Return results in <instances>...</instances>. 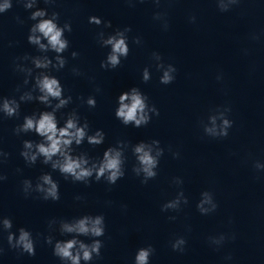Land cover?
Listing matches in <instances>:
<instances>
[{
    "label": "clouds",
    "instance_id": "1",
    "mask_svg": "<svg viewBox=\"0 0 264 264\" xmlns=\"http://www.w3.org/2000/svg\"><path fill=\"white\" fill-rule=\"evenodd\" d=\"M22 3L26 10L31 11L29 19L34 21L29 28L27 41L36 47L42 55L29 56L24 55L18 57L17 60L30 61L33 67H27L23 64L16 63L15 70L25 74L24 85L29 84V78L33 80L31 89L21 92L18 86L16 91L21 92L19 99L15 97H0V113L7 118L19 117L21 102L37 101L51 110L33 112L31 115H25L23 122L17 125L13 132L15 135L35 133L41 139L36 142L32 140H24L22 142V150L20 156L26 164L34 165L38 159L45 165H50L53 171H59L65 179L71 178L73 182H82L88 184L94 177L96 181L105 180L109 185H114L125 175V150L128 144L124 141H118L116 146L108 147L100 159H93L87 153L81 152L74 154L73 145L80 146L87 141L89 145H101L105 140V133L101 129H97L94 133L89 132V123L85 120L81 123L80 116L73 110L68 113L64 120L63 126H60L56 113L72 102L71 95L64 96V88L60 80L51 74V69L59 71L64 68L67 60L64 57L69 49V40L65 37V32H71L72 26L70 22H65L62 26L58 23L59 13L52 11L50 14L46 8H38V0H17ZM55 0H44L45 4H53ZM135 0H128L130 6L134 5ZM143 2V0H141ZM159 7L160 0H153ZM240 0H216L218 9L221 12L229 11L233 6L239 5ZM12 0H2L0 2V14L9 11L12 8ZM19 23H23L19 17L16 18ZM153 19L162 22L164 30L168 28L167 13L156 12ZM196 17H189L191 23H195ZM89 23L100 26L102 23L105 28H110L111 22H104L97 16H90ZM131 31L130 27L116 29L114 33L105 36L103 31L98 33V42L102 47H108L106 58L101 61L102 69H115L121 64L122 58H127L130 49L128 45V35ZM253 39L258 37L253 35ZM133 43L139 45L141 39L134 38ZM53 52L56 55L50 58L47 53ZM79 54L75 51L71 53L72 58H76ZM153 60L156 62L155 67L162 74L160 83L168 85L175 80L177 69L172 64H165L159 53L152 54ZM34 70H40L35 72ZM73 72L80 74L79 70L74 68ZM151 79V73L148 67L142 71V81L147 83ZM217 79H221L220 76ZM99 91V89H97ZM83 99V98H81ZM55 101V103H54ZM85 103L90 108L96 107V99L89 96ZM115 117L125 126L132 125L136 128L146 126L150 123L152 116H159V110L155 105L148 103V97L138 88L122 92L118 96ZM231 111L229 107L216 108L210 111L207 121H201L203 131L206 136L211 138H226L229 130L232 128L233 121L228 118ZM131 150L136 158V164L132 171L137 177H141V183L147 184L149 180L155 179L158 175L157 169L160 158L164 155L165 149L160 146L159 140H151L149 142L140 141L132 145ZM171 151V148H169ZM9 154L0 150V157L7 158ZM174 158H179V152H172ZM3 161L0 160V163ZM254 168L264 170V163L256 161ZM17 171H20L17 169ZM5 175H0V181L6 180ZM177 185H182L183 180L179 177L173 181ZM22 191L27 197L32 192L40 195V198L48 201H58L60 199L59 184L55 181L50 173H44L37 179L33 186L31 180L22 181ZM77 200L81 197L77 196ZM188 203V198L184 195L183 190L179 191L175 198L165 202L161 206V211L167 212L180 211L182 205ZM197 210L202 215H208L216 211L218 204L214 199L213 193L204 191L198 201ZM170 220H175V216H170ZM59 224V232L62 235H70L67 240H56L53 244L51 235L45 237V243L53 245V255L60 259L62 264H81V262L92 261L94 257H99L103 242L98 239L105 234V218L103 215H84L68 220H51L49 221V229L53 225ZM0 228L8 233L7 242L11 249L18 250L21 254L27 253L30 256L35 255V241L32 233L21 227L17 233L11 231L13 223L10 218L0 217ZM90 237L91 243H86L79 237ZM234 238V237H233ZM210 245L219 249L228 239L227 235L221 233L216 236H210ZM186 240L184 237H177L171 242L174 251H183ZM0 248V254L3 253ZM155 249L148 245L139 248L134 257V264H149L150 257ZM231 259V256L226 257Z\"/></svg>",
    "mask_w": 264,
    "mask_h": 264
}]
</instances>
